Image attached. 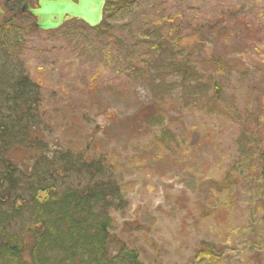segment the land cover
<instances>
[{
	"label": "rangeland",
	"instance_id": "374dc122",
	"mask_svg": "<svg viewBox=\"0 0 264 264\" xmlns=\"http://www.w3.org/2000/svg\"><path fill=\"white\" fill-rule=\"evenodd\" d=\"M163 9L181 15L184 51L225 63L214 76L222 100L213 110L184 106L175 84L158 90L162 79L152 81L144 63L118 65L137 36L139 10L112 18L111 37L71 20L34 30L23 17L24 70L41 88L34 135L49 150H84L107 162L123 199L110 232L139 251L141 264H191L201 242L223 248L219 264H264V187L250 175L227 194L212 186L239 154L250 156L251 144L264 145V0H164ZM32 155L13 149L10 158L27 167Z\"/></svg>",
	"mask_w": 264,
	"mask_h": 264
},
{
	"label": "trees",
	"instance_id": "16d2710c",
	"mask_svg": "<svg viewBox=\"0 0 264 264\" xmlns=\"http://www.w3.org/2000/svg\"><path fill=\"white\" fill-rule=\"evenodd\" d=\"M23 1L0 0L7 14L0 21V264H141L137 249L111 235V212L120 208L123 199L107 162L102 157L83 155L84 150L81 154L49 150L34 135L42 122L38 111L41 88L24 70L26 27L18 21L31 17L21 12ZM163 3L106 0L99 26L88 28L80 21L71 22L81 25L78 30L90 29L98 36L111 37L112 18L120 21L139 10L133 48L120 52L118 65L132 69L144 63L142 72L152 69V81L154 77L162 79L156 85L158 90L172 91L175 84L181 89L184 106L201 104L213 110L222 100V88L214 76L225 72V63L215 54L199 58L200 50L195 48L184 51L181 41L186 32L181 15L173 19L165 14ZM27 26L37 30L32 22ZM165 77L173 79L168 86L164 85ZM250 146V156L239 154L220 181H212L215 192L227 194L238 180L247 184L243 178L248 175L263 189L264 145ZM13 149L33 151L27 167L10 158ZM230 202L227 196L226 203ZM223 255L222 247L201 242L191 264H219Z\"/></svg>",
	"mask_w": 264,
	"mask_h": 264
},
{
	"label": "water",
	"instance_id": "95a60500",
	"mask_svg": "<svg viewBox=\"0 0 264 264\" xmlns=\"http://www.w3.org/2000/svg\"><path fill=\"white\" fill-rule=\"evenodd\" d=\"M104 4L105 0H37L34 7L25 1L21 10L32 15L34 26L41 30L56 29L69 19L93 28L102 20Z\"/></svg>",
	"mask_w": 264,
	"mask_h": 264
},
{
	"label": "flooded vegetation",
	"instance_id": "af4514ba",
	"mask_svg": "<svg viewBox=\"0 0 264 264\" xmlns=\"http://www.w3.org/2000/svg\"><path fill=\"white\" fill-rule=\"evenodd\" d=\"M27 1H28V4L30 5V7L36 6V0H35V2H33V0H27ZM29 16L31 17L32 20L34 19L31 15H29ZM32 22H34V21H32Z\"/></svg>",
	"mask_w": 264,
	"mask_h": 264
}]
</instances>
